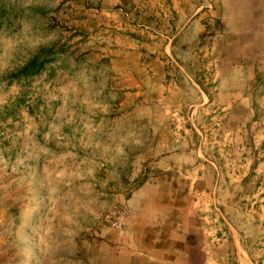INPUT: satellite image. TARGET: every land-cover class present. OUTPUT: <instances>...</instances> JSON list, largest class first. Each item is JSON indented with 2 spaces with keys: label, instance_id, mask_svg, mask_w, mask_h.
I'll list each match as a JSON object with an SVG mask.
<instances>
[{
  "label": "rangeland",
  "instance_id": "374dc122",
  "mask_svg": "<svg viewBox=\"0 0 264 264\" xmlns=\"http://www.w3.org/2000/svg\"><path fill=\"white\" fill-rule=\"evenodd\" d=\"M262 192L264 0H0V264H151Z\"/></svg>",
  "mask_w": 264,
  "mask_h": 264
},
{
  "label": "crops",
  "instance_id": "0c3cea01",
  "mask_svg": "<svg viewBox=\"0 0 264 264\" xmlns=\"http://www.w3.org/2000/svg\"><path fill=\"white\" fill-rule=\"evenodd\" d=\"M250 198H256L250 207L245 204L246 207L236 210L242 220L234 215L225 219L220 213L218 230L211 235L210 208L205 209V217H201L204 222L200 227L184 222L181 229L171 233L166 231L162 244L155 249L160 252V257L152 258L155 262L151 264H230V261L254 264L253 249L246 241L251 236H261L258 240L264 245L261 242L264 240V192ZM261 253L264 256V248Z\"/></svg>",
  "mask_w": 264,
  "mask_h": 264
}]
</instances>
